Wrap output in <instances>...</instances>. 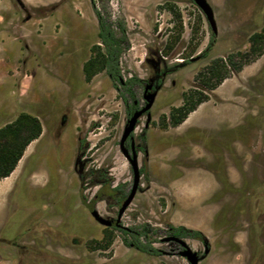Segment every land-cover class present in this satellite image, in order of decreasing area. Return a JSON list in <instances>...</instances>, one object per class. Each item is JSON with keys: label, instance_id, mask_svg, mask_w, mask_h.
<instances>
[{"label": "rangeland", "instance_id": "rangeland-1", "mask_svg": "<svg viewBox=\"0 0 264 264\" xmlns=\"http://www.w3.org/2000/svg\"><path fill=\"white\" fill-rule=\"evenodd\" d=\"M207 2L214 14L215 35L190 0L96 3L127 28L130 47L119 62L123 79L147 77L148 51L157 52L173 66L204 52L214 36L201 61L169 76L166 89L154 102L152 120L180 106L183 93L203 89L195 75L216 58L246 51L250 35L264 26V0ZM96 33L89 0H0V127L26 112L40 120L43 130L39 143L28 149L37 144V153L28 154L10 179L0 180V236L27 246L36 243L42 252L23 257L4 239L0 264H189L160 241L153 243L163 251L159 256L125 247L118 231L102 227L90 214L95 207L101 216L116 218L118 205L92 199L99 190L110 191L80 187L76 174L69 171L79 137L86 144L87 168L106 169L112 186L123 185L126 194L132 185L130 166L119 150L126 122L119 92L104 72L89 82L82 75V65L97 42ZM258 60L263 65L260 75L233 72L224 83L236 86L230 101L241 116L238 145L234 142L233 150L209 151L205 166L200 165L208 172L198 173L191 172L196 164L173 165L170 156L165 161L140 153L143 174L122 215L123 226L147 223L165 230L168 223L201 232L203 240L184 239L199 255L208 250L198 264H264L263 55ZM252 67L246 64L242 71ZM137 94L140 98L141 92ZM63 113L68 120L58 129ZM144 123V119L138 122L135 136ZM56 133L62 134L60 140L54 138ZM184 159L190 162L189 156ZM195 178L201 183L192 181ZM36 236L41 240L34 242ZM165 236L162 231L153 238ZM110 238L107 249H96L97 242L103 246Z\"/></svg>", "mask_w": 264, "mask_h": 264}, {"label": "trees", "instance_id": "trees-1", "mask_svg": "<svg viewBox=\"0 0 264 264\" xmlns=\"http://www.w3.org/2000/svg\"><path fill=\"white\" fill-rule=\"evenodd\" d=\"M97 21V42L91 46L90 55L82 65V75L85 82H89L95 75L104 72L114 86L119 87V97L125 104H129L135 98V85L142 81L136 76L127 78L122 85L120 69V58L126 52L130 43L127 35V28L122 20H113L111 14L104 9H99L97 2L102 0H89ZM214 41V36L209 40L206 50L202 53L205 57ZM248 49L244 52L238 51L227 55L225 58H216L211 63L199 71L194 79L199 81L203 89H194L183 93L182 104L179 107L170 109L166 116H161L158 124L161 128L177 127L187 115L194 111L196 107L208 100V93L216 88L230 73L239 72L244 65L249 64L264 54V26L250 35L248 39ZM182 64L172 66L170 71H176ZM206 90V91H204ZM208 92V93H206ZM130 106V105H129ZM42 126L39 119L26 112H20L14 120L0 127V180L7 178L17 167L27 146L39 138ZM142 144L145 143L144 134L140 135ZM89 178L92 186L100 185L110 187L111 179L103 169H90L86 173L80 174L81 183ZM111 197L114 203H118L123 198L122 186L112 189ZM110 204L108 198H104ZM120 233L121 242L127 248L135 249L141 253L151 256H158L161 251L153 246L157 242L158 236L163 230L153 228L147 223L140 224L127 229H114ZM167 235L179 238H191L203 240L201 232L187 229L183 226H173L165 224ZM112 238L104 241L103 246L98 243L96 249H107Z\"/></svg>", "mask_w": 264, "mask_h": 264}, {"label": "crops", "instance_id": "crops-1", "mask_svg": "<svg viewBox=\"0 0 264 264\" xmlns=\"http://www.w3.org/2000/svg\"><path fill=\"white\" fill-rule=\"evenodd\" d=\"M260 63V60L256 59L251 62L253 67L250 70L242 71L243 66L236 73L260 75L263 67ZM226 80L224 79L222 83L210 91L208 100L199 104L177 127L161 128L158 124L159 120H152L155 122L156 128L152 130L149 126L146 131L147 156L158 155L163 160H167V156H170V159H172L170 161H172L173 165L196 164L198 167H192L191 172H208V169H202L200 165L205 166L206 160L204 158L209 155V151L224 150V148L231 150L234 147V142L238 145L240 138L239 120L241 116L239 107L230 101V98L234 96L233 91L236 86H225ZM217 134L219 137H217ZM37 140L27 146L18 165L22 160H26L29 154V147L32 143H36ZM167 151L170 153H167ZM212 155L214 154L212 153ZM184 156H189L190 162L183 160ZM193 159H196L194 160L195 162ZM18 165L9 177L2 180L10 179L16 172ZM192 181L201 183L197 178ZM195 187H201V184L195 185Z\"/></svg>", "mask_w": 264, "mask_h": 264}, {"label": "flooded vegetation", "instance_id": "flooded-vegetation-1", "mask_svg": "<svg viewBox=\"0 0 264 264\" xmlns=\"http://www.w3.org/2000/svg\"><path fill=\"white\" fill-rule=\"evenodd\" d=\"M191 1V0H190ZM192 2V1H191ZM206 50V49H205ZM203 53V52H202ZM202 53H200V54H198V55H196L195 57H190V58H188V59H186V60H182L181 62H178L177 64H182V67H180L179 69H177L176 71H170V69L172 68V66H168L167 64H166V62L164 61V59H163V57H161V55L160 54H158L157 52H152V51H148V53H147V55H146V58H145V60H144V63L148 66V73H147V77L145 78V79H143V80H141L142 82L139 84V85H135L134 86V88H133V90L136 92V95H135V98L132 100V102L131 103H129L128 105L127 104H125L123 101V104H124V112H125V116H126V122H127V120L133 115V113L134 112H136V111H138V110H141L142 108H144V106H145V100H144V95H146V94H148V93H152L155 89H157V94H156V96H155V99H154V102H155V100H156V98H157V96H158V94L161 92V91H164L165 89H166V82H167V80H168V78H169V76L170 75H172L173 73H175V72H177L178 70H180V69H182V68H184L186 65H188V64H193V63H195V62H199V61H201L204 57L202 56ZM193 58H197L195 61H191V59H193ZM177 64H174V65H177ZM173 65V66H174ZM107 76V75H106ZM108 77V76H107ZM131 77H133L132 75L131 76H128V78H131ZM109 78V77H108ZM127 79V78H126ZM126 79H120V82H121V84L123 85L124 84V81L126 80ZM139 79V78H138ZM110 80V79H109ZM111 81V80H110ZM113 84V83H112ZM148 85H150L151 86V88L150 89H148V91L145 93V88L148 86ZM171 85L172 86H174L175 85V82L174 81H171ZM116 89H117V91L119 92V87H116V86H114ZM194 89H197V88H194ZM137 91H140L141 92V97L139 98L138 97V94H137ZM183 95V94H182ZM182 97V96H181ZM121 99V98H120ZM122 100V99H121ZM154 102H153V104H152V106L150 107V109L148 110V111H146L145 113H143L138 119H137V123H136V126H135V128H134V130H133V132L131 133V137H132V141H131V139L130 138H128L126 141H125V143H124V147H125V149L127 150V152L129 153V154H131V142H133V148H134V150H135V152L137 153V164H138V155L141 153V154H143V156H145V157H147V145H146V131H147V129H148V127L150 126V122H151V120H152V116H151V111H152V108H153V105H154ZM130 105V106H129ZM177 107H179V106H177ZM170 111V110H169ZM149 115V117H150V119H149V121L147 122L146 120H147V116ZM161 118V117H160ZM159 118V119H160ZM142 119H144L145 120V123H144V127H143V130L141 131V133L139 134V135H136L135 136V129L137 128V126H138V122L140 121V120H142ZM67 120H68V116H67V114H65V113H63L61 116H60V118H59V126H58V129L59 128H64L65 126H66V122H67ZM40 121V120H39ZM126 122H125V124H126ZM42 126V125H41ZM125 126V125H124ZM124 129V128H123ZM141 134H144V136H145V143H144V145L142 144V142H141V140H140V135ZM41 135H43V130H42V132H41ZM41 135L39 136V138L41 137ZM61 136H62V134L60 135L59 133L57 134H55L54 135V138L56 139V140H60V138H61ZM39 138H38V141L36 142V143H39ZM37 140V139H36ZM35 145H37V144H35ZM35 145L33 146V148L30 150V152H29V155L30 156H33L34 154H36L37 153V151H38V147H35ZM85 150H86V144H85V142L83 141V140H81L79 137H77L76 138V149H75V151H74V155H73V158H72V161H71V164H70V170L69 171H71L72 170V172L74 173V174H76V176H77V179H78V181H79V184H80V187H100V189H106V190H109L110 191V193L109 194H102V192H101V190H99L97 193H95L94 195H93V203L94 202H97V201H104L107 205H109V206H112V205H118L119 207H118V210H119V208H120V206H121V204H122V202L125 200V198L127 197V195L129 194V192H130V190H129V192L126 194L125 193V191H124V186L123 185H117V186H112V178L110 177V176H108V172H107V170L106 169H103V170H105L106 172H107V176L111 179V185H110V187L108 188V187H102V186H100V185H96V186H92V185H90V183H89V178H86V179H84V182L83 183H81V181H80V179H79V177H80V174H83V173H86L88 170H90V169H94V168H87L86 167V164H87V159L85 158ZM119 150H120V148H119ZM121 152V151H120ZM123 155V154H122ZM124 157V156H123ZM125 158V157H124ZM126 159V158H125ZM28 160V159H27ZM127 161V160H126ZM128 162V161H127ZM129 164V163H128ZM130 166V165H129ZM98 169H101V168H98ZM130 169H131V167H130ZM138 169H139V173H140V176L143 174V170H141L140 168H139V164H138ZM132 172V171H131ZM139 180H140V178H139ZM132 181H133V174H132ZM118 186H122V190H123V198H122V200H120L118 203H114L115 201H113L112 200V196H113V194L114 193H112V189L113 188H116V187H118ZM132 186V185H131ZM131 189V188H130ZM139 190V184H138V189H137V191ZM136 191V192H137ZM136 194V193H135ZM135 197V196H134ZM104 198H108V200L110 201V204L109 203H107V201L104 199ZM134 199V198H133ZM132 202V201H131ZM89 203V202H88ZM131 204V203H130ZM129 204V205H130ZM128 208V207H127ZM126 208V209H127ZM118 210H117V214H118ZM93 211H96L98 214H99V212L95 209V207H92L91 209H90V214L93 212ZM125 212V211H124ZM124 212H123V214H124ZM117 214H116V218H117ZM122 214V215H123ZM100 215V214H99ZM101 216V215H100ZM91 217L93 218V216H92V214H91ZM101 217H103V216H101ZM103 218H106V219H108V220H112L113 221V224H112V226L111 227H104V226H102V227H104V228H107V229H119V228H122V229H127L128 227H126V226H123L122 224H121V218H122V216H121V218H120V222H119V224L121 225V227H116L115 226V220H116V218H112V217H103ZM93 220H94V218H93ZM95 221V220H94ZM96 222V221H95ZM97 223V222H96ZM100 225V224H99ZM174 226V225H173ZM47 227H50V226H47ZM184 227V226H183ZM192 230V229H191ZM117 231V230H116ZM164 231V230H163ZM162 233V232H161ZM164 233H165V237L164 238H168V237H175V236H171V235H167L166 234V232L164 231ZM43 236V235H42ZM158 237V236H157ZM39 239V240H41L39 237H34L32 240L34 241V242H36V239ZM164 238H161V239H158L157 238V240L158 241H160L161 243H166L170 248H171V250H173L174 252H176V254H177V256H179V252L180 251H182V247H181V245L178 243V242H176V241H173V240H170V241H167V242H163L162 241V239H164ZM176 238H179V237H176ZM8 240V239H6V238H4V237H1L0 236V242H2L3 240ZM179 239H181V240H183L184 241V239L185 238H179ZM22 240V239H21ZM8 241H10V245H11V248L13 249V251L16 253V254H20L21 252H23V257H27V255H32V256H37V254L38 253H40V252H42V246L41 245H36V243H35V246H27V245H25V244H22L21 243V241L19 240V241H16L15 240V238H13V239H10V240H8ZM32 241V242H33ZM33 242V243H34ZM185 242V241H184ZM186 244V243H185ZM187 245V244H186ZM39 246V247H38ZM154 246V245H153ZM59 247V246H58ZM155 247V246H154ZM56 248H57V246H56ZM132 249V248H131ZM158 249V248H157ZM135 250V249H134ZM160 250V249H159ZM137 251V250H136ZM161 251V254H163V251L162 250H160ZM139 252V251H138ZM141 253V252H140ZM197 253V252H196ZM143 254H145V253H143ZM160 254V255H161ZM198 254V253H197ZM147 255V254H146ZM149 256H151V255H149ZM159 256V255H158ZM179 257H181V256H179ZM198 257L200 258V260L204 257V254L203 255H199L198 254ZM15 258V257H14ZM181 258H183V257H181ZM185 259V258H184ZM199 260V261H200ZM14 261H16L15 263H20V260L18 261V260H14ZM187 261V260H186ZM199 263V262H198ZM36 264H42V263H40V262H37Z\"/></svg>", "mask_w": 264, "mask_h": 264}, {"label": "water", "instance_id": "water-1", "mask_svg": "<svg viewBox=\"0 0 264 264\" xmlns=\"http://www.w3.org/2000/svg\"><path fill=\"white\" fill-rule=\"evenodd\" d=\"M191 1L200 10V12L204 15L206 21L208 22V25L210 27L212 34L215 35L217 32V28H216V24H215V20H214V14H213V10H212L211 6L209 5V3L207 2V0H191ZM196 59L197 58H193V59H191V61L193 62ZM150 88H151V86L148 85L145 88V93ZM156 94H157V89H155L152 93H148V94L144 95V100L146 103L144 108L134 112L133 115L127 120V122L124 126V129H123L121 138L119 140L120 151L123 154V156L126 158V160L128 161V163L131 167V171L133 174V181H132V186H131L129 194L127 195L125 200L122 202V204L118 210L117 218L115 220V226L116 227H121V225L119 224L120 218H121L123 212L126 210V208L129 206V204L133 200L135 193L138 189L139 178H140V173H139L138 164H137V153L135 152V150L133 148V142H131V150H132L131 154H129L127 152V150L125 149L124 143L128 138H130L132 141V137L130 135L136 126L137 119L143 113H145L146 111H148L150 109V107L152 106V104L154 102ZM149 119H150V117L148 115L146 121L148 122ZM91 214H92L94 220L98 224H100L104 227H111L112 226V224H113L112 220H108L106 218L101 217L96 211H93ZM170 240L176 241L181 245L182 251H180L178 253L179 256L185 258L189 264H198V262L200 260V258L198 257V254L196 252L192 251L185 244V242L183 240L176 238V237H168V238L162 239L163 242H167ZM207 252H208V250L206 249L204 251V255H206Z\"/></svg>", "mask_w": 264, "mask_h": 264}, {"label": "bare ground", "instance_id": "bare-ground-1", "mask_svg": "<svg viewBox=\"0 0 264 264\" xmlns=\"http://www.w3.org/2000/svg\"><path fill=\"white\" fill-rule=\"evenodd\" d=\"M13 173V172H12ZM14 176V175H13ZM9 183V182H8ZM9 186V185H8Z\"/></svg>", "mask_w": 264, "mask_h": 264}]
</instances>
